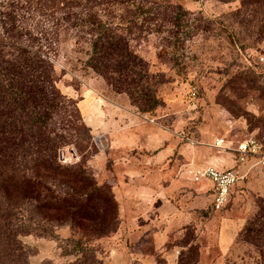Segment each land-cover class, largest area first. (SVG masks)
<instances>
[{
    "label": "rangeland",
    "instance_id": "374dc122",
    "mask_svg": "<svg viewBox=\"0 0 264 264\" xmlns=\"http://www.w3.org/2000/svg\"><path fill=\"white\" fill-rule=\"evenodd\" d=\"M125 7L100 14L107 20L117 15L115 21L123 15L122 31L147 64L160 103L146 113L86 66L89 37L66 23L61 11H22L23 25L33 37L27 41L36 38L35 43L42 45L56 66L59 88L78 101L74 117L91 129L90 137L80 129L81 143L69 140L61 151L62 161L77 163L105 148L94 140L101 135L106 145L105 134L93 131L87 118L88 105L96 97L127 104L148 115L154 121L151 125L174 132L178 146L192 152L191 169L221 157L235 164V148L248 139L260 141L264 149V0H128ZM217 142L221 146L216 147ZM176 156L184 158L179 152ZM88 161L91 173L111 195L113 176L96 175ZM252 163L243 167L245 176L223 209L214 210L209 201L191 224L171 232L166 244L178 246L180 264H264V167L250 168ZM96 203L99 224L58 226L55 237L24 235L30 263L69 264L76 259L66 254L71 238L89 239L103 264L138 263L134 244H120V218L112 225L105 196ZM222 224L236 233L226 253L219 247ZM146 240L152 251L153 236ZM156 258L163 264L162 254Z\"/></svg>",
    "mask_w": 264,
    "mask_h": 264
},
{
    "label": "trees",
    "instance_id": "16d2710c",
    "mask_svg": "<svg viewBox=\"0 0 264 264\" xmlns=\"http://www.w3.org/2000/svg\"><path fill=\"white\" fill-rule=\"evenodd\" d=\"M126 2L0 0V264H31L24 235L55 237L58 226L97 224L101 196L110 205L112 225L119 219L112 189L109 195L88 168L91 156L77 163L60 157L69 140L81 143V128L88 137L91 129L74 117L78 101L59 88L56 66L42 45L35 37L27 41L33 37L22 11H61L66 23L89 37L86 66L146 113L160 103L147 64L122 31L123 15L115 21L117 15L107 20L100 14L124 10ZM67 244L66 254L76 256L69 264H103L89 239L71 238Z\"/></svg>",
    "mask_w": 264,
    "mask_h": 264
},
{
    "label": "crops",
    "instance_id": "0c3cea01",
    "mask_svg": "<svg viewBox=\"0 0 264 264\" xmlns=\"http://www.w3.org/2000/svg\"><path fill=\"white\" fill-rule=\"evenodd\" d=\"M87 118L93 131L106 136L105 148L88 162L96 175L110 173L114 178L120 244H134L136 264H158L157 254L164 257L163 264H177L178 246L169 248L168 238L172 231L191 224L208 202H213L212 183L193 180L192 152L178 146L174 132L151 125L154 121L148 115L133 111L129 105L96 97L88 105ZM176 152L184 158L178 159ZM206 163L222 168L234 165L228 157ZM149 235L153 236L152 251L147 248ZM235 237L236 233L222 224L219 247L223 253Z\"/></svg>",
    "mask_w": 264,
    "mask_h": 264
},
{
    "label": "built area",
    "instance_id": "2783aa9c",
    "mask_svg": "<svg viewBox=\"0 0 264 264\" xmlns=\"http://www.w3.org/2000/svg\"><path fill=\"white\" fill-rule=\"evenodd\" d=\"M151 121L153 120L151 119ZM94 140L98 147L105 146L101 135L94 137ZM220 144L221 142H217L215 146L219 147ZM235 151L237 159L232 167L222 168L213 163H206L191 170L194 181H210L212 183L214 210H221L227 205L233 187L244 178L245 174L242 172L241 166H246L253 160L250 168L257 165L264 167V149L260 141L256 139L242 141Z\"/></svg>",
    "mask_w": 264,
    "mask_h": 264
}]
</instances>
